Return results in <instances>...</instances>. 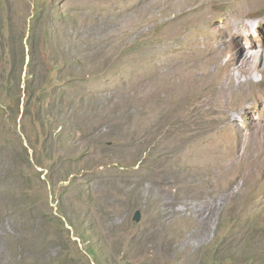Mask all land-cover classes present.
<instances>
[{"label": "rangeland", "instance_id": "obj_1", "mask_svg": "<svg viewBox=\"0 0 264 264\" xmlns=\"http://www.w3.org/2000/svg\"><path fill=\"white\" fill-rule=\"evenodd\" d=\"M216 1L212 19L198 23L210 0H49L55 28L49 12L32 33L38 0H0V85L13 77L0 92V264H228L212 257L220 215L238 220L235 253L248 218L249 230L264 229V8L248 18L253 33H237L228 9L252 0ZM56 32L72 61L58 73L50 59L41 62V39L50 44ZM204 38L210 50L226 41L236 61L245 56L234 48L242 40L261 54L246 72L234 71L241 84L233 94L182 106L174 101L184 79L177 63L198 43L199 71L209 73ZM31 39L46 71L37 81L69 83L49 116L63 111L58 132L68 125L67 148L55 135L50 144L39 123L27 134L20 124L27 67L18 87L20 62L5 52L24 45L28 63ZM55 148L58 162L46 164L53 172L38 167ZM259 233L249 248L264 255Z\"/></svg>", "mask_w": 264, "mask_h": 264}, {"label": "trees", "instance_id": "obj_2", "mask_svg": "<svg viewBox=\"0 0 264 264\" xmlns=\"http://www.w3.org/2000/svg\"><path fill=\"white\" fill-rule=\"evenodd\" d=\"M53 4L49 3V0H46L42 2L41 0H38L37 7L35 9L36 11V17L33 19L32 23V33L37 30V26L39 24H42V18L45 14H48L49 12L52 13V18H51V25H52V30L55 28V26L52 24V20L54 17V10H53ZM56 34H54L53 38H51V43H48V38H43L41 39V44L43 46V52L41 55V62H45V59H50L49 62L53 66V72H57L59 70L60 65L67 67V61L72 62L69 58L70 52L67 51V49L61 44L58 43L56 39ZM5 35L2 34V38H4ZM12 40V39H11ZM10 42H14L11 41ZM29 40V39H28ZM33 39L28 41V45L30 44V59L28 63L26 62V54H25V46L21 45V47H18L17 45L12 48H9L6 50V55L9 57H13L14 62L19 61L20 62V68H19V83L18 87L22 81V75L25 69V66L27 67V81H26V93L25 96L28 98L26 99L24 103V112L21 117V127L24 130V133H28L27 125L28 124H36L39 123L41 134L45 137L48 138L50 141V144L54 142L52 139L53 135L58 137V142L63 144L65 147V143H68L66 148L70 143H72V139H67L66 137L68 136L67 133L70 131L68 125L63 127L61 131L58 132L60 126V121L64 120L61 118L63 111L58 112V119H52L50 118V114L54 113L55 110H57V106L61 105V102L63 101V96L64 94L68 91L69 83H66L65 79H60V80H49L50 82V87L47 88V86L43 83L42 81H37L40 73H45L46 71H43L41 68H39L38 65V60L35 53L33 52ZM72 54V53H71ZM74 58V57H73ZM80 61H76L78 64ZM83 64V63H82ZM17 66V63H16ZM15 69L13 70V72ZM81 74H75L73 73V76L71 78V81H79ZM94 76V75H93ZM91 77H87L86 79H90ZM13 77L11 76L10 78L7 79L8 83L12 81ZM48 80L46 77L43 78V80ZM5 84V85H0V92L6 91V88L8 90H11V85L10 84ZM38 83L41 84L40 87H38ZM38 87V88H37ZM19 96L17 98V108H12L11 107V112L15 113V119L16 116H19L21 114L20 112V104H21V89L19 88ZM28 92V93H27ZM18 95V92H17ZM16 95V96H17ZM36 97H43L46 101H49L50 104L46 108L43 107L42 104H39V98ZM15 99V94L13 96V100ZM15 103V100L14 102ZM12 103V104H13ZM48 116V117H47ZM64 135V136H63ZM33 137L31 134L29 135ZM56 144V143H55ZM56 151L57 149H54V156L52 159L51 157L48 156V158L43 159V161H37V166L42 167V168H47L50 170V167L46 164H51L52 167L53 165L58 162V159L60 157H56ZM56 160V161H55ZM53 172V170H50ZM38 172V171H37ZM40 175V173H39ZM64 181H67L68 178L70 177V173H67ZM238 226V221L233 218L232 220L228 222H224L222 218L220 217L217 222V234L225 232V229L228 228L227 233L225 236L218 237V244L215 246V252L213 253V258L215 260H218L221 263H228V264H264V255L260 252L261 248H256V246L253 244L250 248L249 245L252 242V238L249 237L248 235H243L242 239L238 243V247L242 248V251L240 253H235V252H230V249L232 247V244L235 242L234 238L230 239L231 233L234 232L235 229H237ZM226 227V228H225ZM83 238V236H82ZM84 240V239H83ZM235 246L232 247L235 251ZM87 254L89 256L94 257L97 259L98 252L94 250L91 247L86 248Z\"/></svg>", "mask_w": 264, "mask_h": 264}, {"label": "bare ground", "instance_id": "obj_3", "mask_svg": "<svg viewBox=\"0 0 264 264\" xmlns=\"http://www.w3.org/2000/svg\"><path fill=\"white\" fill-rule=\"evenodd\" d=\"M190 1L191 0H189V2ZM192 2H190L189 4H192ZM216 2H217L216 0H210L209 3L207 2L208 5L206 7H204L202 10L200 9L201 10L199 13L200 17L197 18L199 21L198 23L212 19L213 14H215L218 11V9L215 6ZM203 3L201 2V4ZM260 3L262 6L259 5ZM184 4L188 5L186 2ZM186 5L184 6L186 7ZM260 6L261 8H264V0H252L250 3L240 2L237 5L230 6L228 9V12L232 14V17L228 20L231 23L232 29L237 31V33L238 31L239 32H249L250 30L252 32L254 23L250 24L248 18L249 17L254 18L253 15L255 12L259 11L258 9ZM191 7H189L190 12H192ZM204 40L206 43L205 46H207V49H209L208 52H211L213 55L212 65L210 64L212 68L209 73L208 72L201 73L202 71L201 69H199L201 68L200 61H201V51L202 50L200 48L201 46L198 43L192 47L189 53H186V54L183 53V56L179 59L180 60L179 63H177V66H179L180 70L184 72V79H183V83L180 84V86L177 89V92L174 95V101L178 102L182 106L187 104L189 101H191L192 98L196 96H198V98H202L204 102L214 103L212 101L214 97H217L222 92H224L226 89H233L229 93V95L233 94L234 92H236V90L241 84L240 79L234 76V71L240 70L242 72H246L247 70H249V66H251L258 60L261 54V50H259L258 52H254L251 49L246 48V43H244V41L242 40L241 43H236L234 45V48L237 49L239 52H243L245 56L242 60L236 61L235 59L228 57L227 55L228 43L226 41L220 42L219 44H217L218 45L217 47L210 50V47H211L210 45L212 43L207 41L205 38ZM205 54L206 53H204L203 55L205 56ZM251 54H254V55H251ZM206 55L208 56V54ZM188 62H190V64H188ZM210 62L211 60L209 62L207 61L206 63H210ZM234 65L237 66V69H230ZM205 66L207 67V64Z\"/></svg>", "mask_w": 264, "mask_h": 264}, {"label": "clouds", "instance_id": "obj_4", "mask_svg": "<svg viewBox=\"0 0 264 264\" xmlns=\"http://www.w3.org/2000/svg\"><path fill=\"white\" fill-rule=\"evenodd\" d=\"M177 192H179L178 190H177ZM220 217L222 218V220H223V215H220ZM219 217V218H220ZM238 221V220H237ZM218 222V221H217ZM250 221H249V218L247 219V221H246V224L241 228V237L243 236V235H248L249 237H251V238H254L255 236H256V233L259 231L260 233H259V236L258 237H261V236H264V229L262 228V229H260V228H258V229H256V230H249V227H250ZM261 230V231H260ZM225 232L227 233V230H225ZM226 233L225 234H221V233H219V234H217V225H216V238H218V237H222V236H225L226 235ZM230 239H231V236H230ZM216 241H218V240H216ZM237 243H233L232 244V247H234L235 245H236ZM232 247H231V249H230V252H235L234 251V249H232ZM215 252V251H214Z\"/></svg>", "mask_w": 264, "mask_h": 264}, {"label": "water", "instance_id": "obj_5", "mask_svg": "<svg viewBox=\"0 0 264 264\" xmlns=\"http://www.w3.org/2000/svg\"><path fill=\"white\" fill-rule=\"evenodd\" d=\"M136 221L140 222L141 219H142V212L140 210H138L136 212V215H135V218H134Z\"/></svg>", "mask_w": 264, "mask_h": 264}]
</instances>
